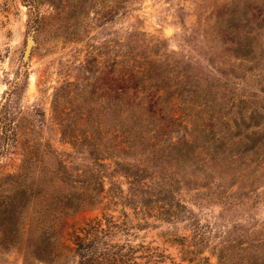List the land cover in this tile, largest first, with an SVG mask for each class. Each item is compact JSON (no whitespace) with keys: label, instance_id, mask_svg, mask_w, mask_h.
Returning <instances> with one entry per match:
<instances>
[{"label":"trees","instance_id":"1","mask_svg":"<svg viewBox=\"0 0 264 264\" xmlns=\"http://www.w3.org/2000/svg\"><path fill=\"white\" fill-rule=\"evenodd\" d=\"M263 15L238 2L221 11L211 28L220 51L203 70L142 30L118 34L102 90L80 91L82 139L67 141L66 159L26 155L0 175V252L21 264H63L69 253L76 264H168L165 249L134 241L140 226L163 221L181 223L186 233L168 238L184 252L208 245L217 264H264V220L237 209L264 199V47L254 41ZM103 200L130 213L65 224ZM227 210L240 215L227 223Z\"/></svg>","mask_w":264,"mask_h":264},{"label":"rangeland","instance_id":"2","mask_svg":"<svg viewBox=\"0 0 264 264\" xmlns=\"http://www.w3.org/2000/svg\"><path fill=\"white\" fill-rule=\"evenodd\" d=\"M115 1L0 0V104H4L0 107V131H3L0 141H10L8 149L0 154V175L16 170L20 159L26 155L36 163L40 159L51 163L54 154L50 152L54 150L66 159L71 151L67 141L82 139L81 115L85 105L80 91L89 84L96 94L100 93L103 73H99V69L104 65L108 68L118 34L133 28L142 30L167 50L187 56L191 64L203 70L208 65L205 57L214 49L216 53L220 51L211 28L221 11L238 2L248 5L256 14L264 13V0H125L123 11ZM261 22L262 29L258 30L254 41L264 47V18ZM30 33L33 43L28 57L23 60ZM260 52L264 58V50ZM228 60V66L238 64V61ZM93 107H96L95 102ZM256 186L257 191L264 190V178L258 179ZM216 209V206L211 207V210ZM237 209L242 215L244 209H248L257 219L264 220V199L257 200L251 208ZM102 212L119 217L130 213V209L120 204L104 205L103 200L93 207L68 213L64 222L76 225ZM200 212L210 214L207 208ZM231 213L224 211L222 221L240 215ZM173 233L186 231L181 223L173 227L158 221L140 226L134 241H151L165 249L169 261L165 258L164 263L217 264L208 245L200 247L196 253L184 252L175 244L176 240L168 238ZM76 259L74 253H69L63 264H76ZM0 264L21 263L16 253L8 251L0 252Z\"/></svg>","mask_w":264,"mask_h":264},{"label":"water","instance_id":"3","mask_svg":"<svg viewBox=\"0 0 264 264\" xmlns=\"http://www.w3.org/2000/svg\"><path fill=\"white\" fill-rule=\"evenodd\" d=\"M32 43H33V36L30 33L26 39V43L23 49V53H22L23 60H26V58L28 57Z\"/></svg>","mask_w":264,"mask_h":264}]
</instances>
